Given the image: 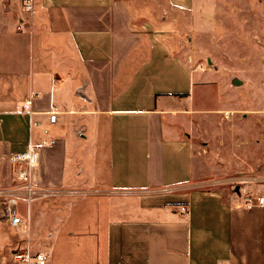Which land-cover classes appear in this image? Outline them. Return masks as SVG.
<instances>
[{
	"label": "crops",
	"instance_id": "0c3cea01",
	"mask_svg": "<svg viewBox=\"0 0 264 264\" xmlns=\"http://www.w3.org/2000/svg\"><path fill=\"white\" fill-rule=\"evenodd\" d=\"M231 3L0 0V188L11 153L53 140L38 182L72 194L23 236L0 221V264H264V81L249 109L209 57ZM232 163L255 166L235 192L213 178Z\"/></svg>",
	"mask_w": 264,
	"mask_h": 264
},
{
	"label": "rangeland",
	"instance_id": "374dc122",
	"mask_svg": "<svg viewBox=\"0 0 264 264\" xmlns=\"http://www.w3.org/2000/svg\"><path fill=\"white\" fill-rule=\"evenodd\" d=\"M231 1V5L227 6L226 13L222 15L221 28L215 41L221 49L211 52L209 57L213 55L218 59L220 76L227 78L231 90L237 96L240 94V91H237L239 88L247 92V107L254 109L256 92L261 90L263 86L260 82L264 81V0ZM227 122H230V125H238L239 119L235 117ZM248 125V128L255 127V120L250 121ZM261 166H264V163ZM245 167L232 163L230 174L213 177L224 181L223 185L218 188L235 192L236 188L239 189L242 186L245 179H254L251 169H254L255 166L247 165V170ZM227 179L229 181L225 185ZM261 181H264V178ZM58 192L55 196L31 203L28 209L25 204L20 203L18 205L20 216L27 218L28 215L30 219L34 213V206L42 202H53L72 196L69 192L67 194ZM12 237L13 235L10 236V239Z\"/></svg>",
	"mask_w": 264,
	"mask_h": 264
},
{
	"label": "built area",
	"instance_id": "2783aa9c",
	"mask_svg": "<svg viewBox=\"0 0 264 264\" xmlns=\"http://www.w3.org/2000/svg\"><path fill=\"white\" fill-rule=\"evenodd\" d=\"M34 0H21L20 13L30 16L33 13ZM21 20L17 31H23L24 25ZM30 101H26L23 109H28ZM29 113V112H28ZM49 124L57 123V114L51 108L48 113ZM36 125V124H34ZM47 134V130L43 131ZM53 140L40 145L27 144L24 151L11 153L8 162L11 165V183L6 188L0 189V221L7 225L10 230L19 235L28 233V223L18 212L20 203L29 206L31 203L55 196L57 192L41 186L38 182L39 152L42 146H51ZM257 206L264 207V198L257 199ZM250 206H252L250 204ZM186 213L184 208L180 209ZM11 259L19 264H46V258L41 253L28 254L25 251H13Z\"/></svg>",
	"mask_w": 264,
	"mask_h": 264
}]
</instances>
